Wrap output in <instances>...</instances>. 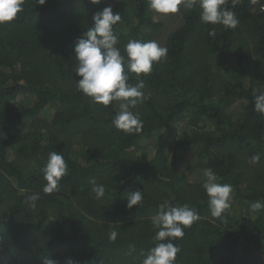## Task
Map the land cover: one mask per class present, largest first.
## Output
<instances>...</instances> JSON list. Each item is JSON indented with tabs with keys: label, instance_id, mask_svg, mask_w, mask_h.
<instances>
[{
	"label": "trees",
	"instance_id": "16d2710c",
	"mask_svg": "<svg viewBox=\"0 0 264 264\" xmlns=\"http://www.w3.org/2000/svg\"><path fill=\"white\" fill-rule=\"evenodd\" d=\"M108 6L121 15L113 31L122 55L130 39L168 49L141 74L148 99L132 109L143 128L131 135L112 124L118 102L95 103L76 85L75 42ZM224 7L236 28L204 24L199 7L181 6L163 39L149 0H24L17 18L0 24V264H140L159 230L150 217L164 204L200 216L173 240L181 249L175 264L264 255V210H251L264 201V115L253 97L264 91V0H225ZM128 75L130 85L139 83ZM54 151L67 175L45 194L41 169ZM254 155L260 160L251 164ZM209 168L233 187L221 218L212 217L202 187ZM91 177L104 185L103 198ZM136 190L143 204L128 209L126 194ZM33 193L40 199L29 209L24 201Z\"/></svg>",
	"mask_w": 264,
	"mask_h": 264
},
{
	"label": "clouds",
	"instance_id": "9594fccd",
	"mask_svg": "<svg viewBox=\"0 0 264 264\" xmlns=\"http://www.w3.org/2000/svg\"><path fill=\"white\" fill-rule=\"evenodd\" d=\"M101 0H91L98 4ZM24 0H0V24L10 23L23 11ZM36 4L44 5L46 0H35ZM225 0H149V7L157 14H175L181 10L200 9V20L204 24H219L225 28L234 29L239 21L235 13L224 7ZM94 26L90 27L75 42L74 53L78 64L75 68L78 90L92 98L93 102L105 107L112 102H118L112 124L116 129L126 134L139 133L143 128V120L138 112L132 111L138 104H142L148 97L141 89L144 82L141 74L152 72L153 64L167 57L168 49L162 47L155 40L140 41L130 39L124 45V53L117 47L118 38L114 34L113 26L121 20L119 12H113L111 6L103 8L92 17ZM214 36V32H210ZM135 73L139 81L135 86L128 83V73ZM254 111L264 115V91L256 94L254 90ZM260 160L259 155L250 158L249 163L255 164ZM46 184L43 193L51 194L58 191V185L67 175V163L64 157L54 151L48 155L45 166L41 169ZM206 181L202 184L208 196V207L212 217L221 218L231 206L233 187L229 183H218V177L209 168L204 171ZM88 183L96 199H101L105 194V187L99 184L95 177ZM127 208L143 204V192L136 190L126 194ZM39 193L26 196L24 203L29 209H35ZM251 210L259 212L264 210V201L256 200L251 203ZM152 225L159 229L151 247L140 264H175L177 254L181 251L173 243L175 239L184 237V229L189 228L200 219L199 213L187 205L173 207L164 204L150 217ZM118 236L116 230L109 233V239L115 241ZM43 264H59V261L46 258ZM66 264H75L68 259Z\"/></svg>",
	"mask_w": 264,
	"mask_h": 264
},
{
	"label": "rangeland",
	"instance_id": "374dc122",
	"mask_svg": "<svg viewBox=\"0 0 264 264\" xmlns=\"http://www.w3.org/2000/svg\"><path fill=\"white\" fill-rule=\"evenodd\" d=\"M158 16L159 17L158 18L156 17V18L158 20H161L163 23V27L160 30L161 31L160 33L162 35L160 38L163 39V37L175 27V24H173V22H172L173 14H167V15L159 14ZM28 100H29V102H31L30 99H28ZM44 114H45V117L49 118L53 114V109H47V111ZM145 143H144V145H145ZM195 179H196V177H195Z\"/></svg>",
	"mask_w": 264,
	"mask_h": 264
},
{
	"label": "water",
	"instance_id": "95a60500",
	"mask_svg": "<svg viewBox=\"0 0 264 264\" xmlns=\"http://www.w3.org/2000/svg\"><path fill=\"white\" fill-rule=\"evenodd\" d=\"M234 264H264V255L258 253H243L235 258Z\"/></svg>",
	"mask_w": 264,
	"mask_h": 264
}]
</instances>
